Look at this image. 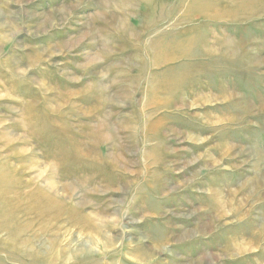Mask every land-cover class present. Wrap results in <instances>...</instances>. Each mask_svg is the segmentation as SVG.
Returning <instances> with one entry per match:
<instances>
[{
  "label": "rangeland",
  "instance_id": "obj_1",
  "mask_svg": "<svg viewBox=\"0 0 264 264\" xmlns=\"http://www.w3.org/2000/svg\"><path fill=\"white\" fill-rule=\"evenodd\" d=\"M0 264H264V0H0Z\"/></svg>",
  "mask_w": 264,
  "mask_h": 264
},
{
  "label": "bare ground",
  "instance_id": "obj_2",
  "mask_svg": "<svg viewBox=\"0 0 264 264\" xmlns=\"http://www.w3.org/2000/svg\"><path fill=\"white\" fill-rule=\"evenodd\" d=\"M222 1V0H221ZM199 2V1H198ZM158 3V2H157ZM159 3H161V2H159ZM200 3V2H199ZM161 6H163V5H161ZM194 6V5H193ZM207 6H210V5H207ZM212 6V5H211ZM214 6V5H213ZM217 7V6H216ZM215 8V7H214ZM206 9V8H205ZM203 10V9H202ZM64 11V10H63ZM219 13V12H218ZM109 14V13H108ZM214 14V13H213ZM211 15V14H210ZM213 17V16H212ZM183 19V18H182ZM187 20V19H186ZM185 20V22H187ZM181 22V21H180ZM164 50V49H163ZM162 51V50H161ZM159 52V51H158ZM161 53V52H160ZM158 54V53H157ZM166 54V53H165ZM167 55H169V54H167ZM166 55V56H167ZM154 56V55H153ZM156 56H158V55H156ZM163 56V55H162ZM156 58V57H155ZM167 58H169V57H164V58H159L158 57V59H156L155 60V62H157V63H161V62H163V60L164 59H167ZM174 58V57H173ZM173 58H171V59H173ZM181 58V57H180ZM151 60V59H150ZM257 61V60H256ZM153 63V62H152ZM156 64V63H155ZM21 72V71H20ZM203 83V82H202ZM169 87V86H168ZM170 88V87H169ZM125 96V95H124ZM123 96V97H124ZM129 96V95H128ZM127 96V97H128ZM126 97V96H125ZM168 103L165 101V103H164V101H161V102H158V101H155V100H153V99H151V100H149L148 102H147V104L145 105V109H150L151 111H149L150 113H152V111H156V108L157 107H160V106H163V105H167ZM180 105V104H179ZM56 110H57V108H56ZM147 111V110H146ZM145 111V112H146ZM57 113H58V111H57ZM147 113H148V111H147ZM155 113V112H154ZM153 113V114H154ZM145 115V114H144ZM148 115V114H147ZM151 116V115H150ZM105 130H106V127H105V124L103 123V124H101L99 127H98V131H99V133L100 132H102L103 131V133L101 134L102 136H101V142H104V141H107L110 137H109V134L107 135L106 134V132H105ZM151 133V132H150ZM147 134H148V131H147ZM147 134H144V135H146L147 136ZM154 135V134H153ZM154 137V136H153ZM87 146H89V145H87ZM82 147V146H81ZM234 147V146H233ZM232 148V147H231ZM253 154V153H252ZM94 155V154H93ZM111 159H114V157H110ZM109 158V159H110ZM119 160V161H118ZM156 161H158L157 159H155ZM114 161H118V162H120V161H122L121 159H118V157H116V159H114V160H112V163L114 162ZM128 162V161H127ZM159 162V161H158ZM118 165V164H117ZM183 165V164H182ZM94 174V173H93ZM96 180V179H95ZM95 182V181H94ZM84 183V185H88V183L87 182H83ZM94 184V183H93ZM92 184V185H93ZM108 184V183H107ZM55 185V184H54ZM57 185V184H56ZM47 187V186H46ZM111 188V187H110ZM178 188V187H177ZM6 189V188H5ZM89 189V188H88ZM74 190V189H73ZM51 196V195H50ZM83 199V198H82ZM44 200H45V202L47 203V205H51V207H55V204L54 203H52L51 201H50V199H46V198H44ZM81 202V201H80ZM85 202V204H87L88 205V202L87 201H84ZM37 205V204H36ZM58 208V207H57ZM146 214V213H145ZM89 215V214H88ZM81 215H79V217H80ZM90 217H91V215H90ZM89 217V218H90ZM93 217V216H92ZM91 217V218H92ZM88 218V217H87ZM94 219V218H93ZM92 219H90V221H91ZM117 220V219H116ZM94 220H92V222H93ZM92 222H90V223H92ZM93 223H96V222H93ZM99 223V222H98ZM102 223V221L99 223L100 225H96V224H94L95 226H90V227H92V229L93 230H95V231H97V232H100V230L102 229V227L104 226V225H102L101 224ZM104 223V222H103ZM117 223V222H116ZM208 225H202V227H207ZM201 230V229H200ZM194 234V233H193ZM192 234V235H193ZM187 235V234H186ZM195 235V234H194ZM200 241V240H199ZM232 248L233 249H235L234 250V253H235V251L236 252H242V250H243V248H241V247H235L234 245H232V246H230L228 249H227V253L228 254H230V252H231V250H232ZM244 251V250H243ZM245 251H247V250H245ZM226 253V254H227ZM221 257V256H220ZM202 258V257H201ZM204 258H206V256L204 257ZM201 263H203V262H201Z\"/></svg>",
  "mask_w": 264,
  "mask_h": 264
}]
</instances>
